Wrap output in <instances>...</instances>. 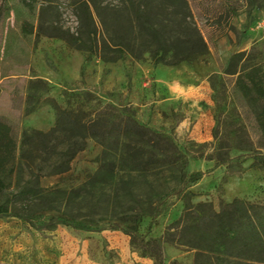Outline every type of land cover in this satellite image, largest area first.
Returning <instances> with one entry per match:
<instances>
[{
    "label": "trees",
    "instance_id": "obj_1",
    "mask_svg": "<svg viewBox=\"0 0 264 264\" xmlns=\"http://www.w3.org/2000/svg\"><path fill=\"white\" fill-rule=\"evenodd\" d=\"M67 1L77 17L74 30L62 21L61 0H30L25 5L37 9V23L25 24L23 32L37 40H62L106 63L150 58L154 66L174 67L209 50L188 0ZM247 56L234 53L224 73L236 76L235 89L254 117L260 145L254 146L242 127L230 130V122L223 121L226 128L213 129L215 166L228 164L232 149H245L254 152L253 165L264 169V70L247 64ZM40 86L48 91L44 81L31 82L28 110L38 102ZM53 106L55 125L24 130L19 143L0 123V218L14 217L39 231L58 225L99 230L108 223L111 230L123 229L130 246L154 264H166L165 244L194 251L196 264H264V202L234 198L219 211L210 204L195 206L190 187L203 172H187V158L170 137L140 123L128 108L108 104L89 111L54 101ZM88 139L101 146L96 169L77 187L44 186V179L71 172ZM172 195L183 201L179 218L159 238L140 234L142 220L151 217V227L161 213L157 202Z\"/></svg>",
    "mask_w": 264,
    "mask_h": 264
},
{
    "label": "rangeland",
    "instance_id": "obj_2",
    "mask_svg": "<svg viewBox=\"0 0 264 264\" xmlns=\"http://www.w3.org/2000/svg\"><path fill=\"white\" fill-rule=\"evenodd\" d=\"M30 0H0V123L8 125L19 143L24 130L47 131L56 123L53 101L60 107L95 110L105 105L130 109L135 118L153 130L170 137L185 154L187 172H203L190 187L195 206L210 204L219 211L234 198L252 203L264 202V169L253 165V151L232 149L228 164L215 166L213 129L223 121L228 129L242 127L254 146L259 131L244 99L235 89L236 76L224 70L230 57L239 51L248 53L247 64H259L264 70V0H188L193 19L208 42L207 54L178 66H154L147 58L129 57L116 63L88 58L62 40L23 32L25 24L37 23V9ZM5 2V3H4ZM62 21L74 30L75 10L61 0ZM48 86L36 90L39 96L28 110L32 81ZM198 89L206 99L191 97L181 104L171 97ZM205 111L206 115H201ZM202 118L197 135L193 126ZM211 119L212 131L203 119ZM187 119V120H186ZM221 123H218V120ZM209 130V131H208ZM210 134V138L205 139ZM233 145V143L231 144ZM259 150V149H258ZM101 146L88 139L85 149L72 162V170L61 177L42 181L46 187L79 186L88 171L97 167ZM160 215L152 222L145 217L140 234L159 238L165 228L183 212V201L172 195L157 202ZM108 223L99 230H77L58 225L39 231L14 217L0 218V264H154L130 246V237L121 230H111ZM166 264H196L195 252L171 244L164 245Z\"/></svg>",
    "mask_w": 264,
    "mask_h": 264
},
{
    "label": "crops",
    "instance_id": "obj_3",
    "mask_svg": "<svg viewBox=\"0 0 264 264\" xmlns=\"http://www.w3.org/2000/svg\"><path fill=\"white\" fill-rule=\"evenodd\" d=\"M195 95H198V97H196V99H199V100L206 99L207 100L206 92L205 91L199 92L198 89L193 90V91H189V92H184L183 94L177 93V94L173 95L171 97V99H173V101H175V103H177L179 105V104H181V102H186L191 97H195ZM201 115H203V116L206 115L205 111L203 112V114H200V116ZM201 120H202V118L199 117L198 118V122L196 123V125L193 126L192 133L193 134L195 133L194 135H197V132H199L198 129H197V126H198V128H200ZM203 122L204 123H202V124H204L205 126L210 127L209 128L210 131L209 130L208 131L211 134V131H212V121H211V119H209V118L208 119H203ZM210 134L205 139L210 138Z\"/></svg>",
    "mask_w": 264,
    "mask_h": 264
}]
</instances>
